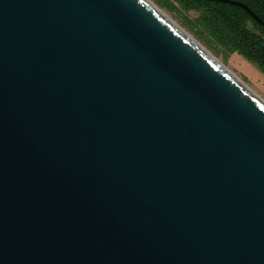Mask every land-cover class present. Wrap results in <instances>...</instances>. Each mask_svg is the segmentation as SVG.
<instances>
[{
  "label": "water",
  "instance_id": "obj_1",
  "mask_svg": "<svg viewBox=\"0 0 264 264\" xmlns=\"http://www.w3.org/2000/svg\"><path fill=\"white\" fill-rule=\"evenodd\" d=\"M0 264H264V101L146 0H0Z\"/></svg>",
  "mask_w": 264,
  "mask_h": 264
},
{
  "label": "trees",
  "instance_id": "obj_2",
  "mask_svg": "<svg viewBox=\"0 0 264 264\" xmlns=\"http://www.w3.org/2000/svg\"><path fill=\"white\" fill-rule=\"evenodd\" d=\"M168 9L176 2L197 16L188 20L190 28L208 44L219 47L224 55L237 53L252 63L264 76V27L241 7L217 0H157ZM243 1L264 22V0Z\"/></svg>",
  "mask_w": 264,
  "mask_h": 264
},
{
  "label": "rangeland",
  "instance_id": "obj_3",
  "mask_svg": "<svg viewBox=\"0 0 264 264\" xmlns=\"http://www.w3.org/2000/svg\"><path fill=\"white\" fill-rule=\"evenodd\" d=\"M150 1L161 9L177 26L187 32L188 35L197 41L224 67L238 77L254 94L264 101V76L252 63L248 62L235 52L224 55L219 47L213 44H208L194 31V28L188 26L187 21L195 18L198 14L197 11L190 9L185 10L176 2H172L175 9H168L159 4L157 0Z\"/></svg>",
  "mask_w": 264,
  "mask_h": 264
},
{
  "label": "bare ground",
  "instance_id": "obj_4",
  "mask_svg": "<svg viewBox=\"0 0 264 264\" xmlns=\"http://www.w3.org/2000/svg\"><path fill=\"white\" fill-rule=\"evenodd\" d=\"M146 1H148L150 4H152L156 9H157V11H159V13L161 14V15H163L167 20H169L173 25H175L178 29H180L184 34H186L188 37H190V38H192L190 35H188V33L187 32H185L182 28H180L179 26H177L161 9H159L156 5H154L153 3H152V1H150V0H146ZM193 39V38H192ZM225 69L226 70H228L226 67H225ZM229 71V70H228ZM230 73H231V71H229ZM232 75H234L233 73H231ZM235 76V75H234ZM236 77V76H235ZM237 79H239L238 77H237ZM240 80V79H239ZM241 81V80H240ZM242 82V81H241ZM243 83V82H242ZM244 84V83H243ZM247 87V86H246ZM248 88V87H247Z\"/></svg>",
  "mask_w": 264,
  "mask_h": 264
},
{
  "label": "flooded vegetation",
  "instance_id": "obj_5",
  "mask_svg": "<svg viewBox=\"0 0 264 264\" xmlns=\"http://www.w3.org/2000/svg\"><path fill=\"white\" fill-rule=\"evenodd\" d=\"M236 1H239V2H242L243 4H245L243 1H240V0H236ZM235 5V4H234ZM246 5V4H245ZM238 6V5H237ZM247 6V5H246ZM240 7V6H239ZM242 8V7H241ZM243 9V8H242Z\"/></svg>",
  "mask_w": 264,
  "mask_h": 264
}]
</instances>
